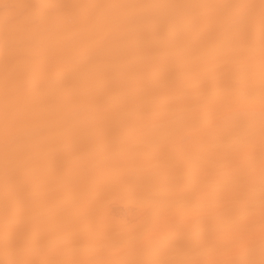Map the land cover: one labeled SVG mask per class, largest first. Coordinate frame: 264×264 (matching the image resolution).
<instances>
[{"label":"bare ground","instance_id":"bare-ground-1","mask_svg":"<svg viewBox=\"0 0 264 264\" xmlns=\"http://www.w3.org/2000/svg\"><path fill=\"white\" fill-rule=\"evenodd\" d=\"M259 3L0 0V260L260 264Z\"/></svg>","mask_w":264,"mask_h":264},{"label":"snow or ice","instance_id":"snow-or-ice-1","mask_svg":"<svg viewBox=\"0 0 264 264\" xmlns=\"http://www.w3.org/2000/svg\"><path fill=\"white\" fill-rule=\"evenodd\" d=\"M67 5H35V4H0V8L4 10L3 14V25L5 28L6 36L8 35L9 31L13 28H21L29 23L35 21V17L26 16L25 13H28L32 9H40L44 15L53 16L59 15L63 9H66ZM112 7H119V6H112ZM134 7H141V8H155L160 6L155 5H139ZM167 7H173L176 9L181 10L184 13V18L191 22L188 16V12L190 10H194L200 7H206L204 5H169ZM220 7L224 8H232V7H240L246 9H255L259 8V21H260V42H261V56H262V69H264V0H260L259 5L255 4H247V5H223ZM248 22L254 23V18L248 17ZM10 47L9 41L6 39L5 41V48H6V55H5V69L7 72L8 65L13 62L15 59V55L8 51ZM7 82V81H6ZM261 135L262 139H264V96H262V118H261ZM261 185H262V192H261V199L262 203H264V169L261 171ZM148 232L152 231V226H148ZM8 229L6 227V233ZM23 241L16 240L10 238L7 234L4 239V248L7 251L11 248L21 247L23 245ZM0 264H34L32 261L20 260V259H3L0 260ZM260 264H264V259L261 260Z\"/></svg>","mask_w":264,"mask_h":264}]
</instances>
